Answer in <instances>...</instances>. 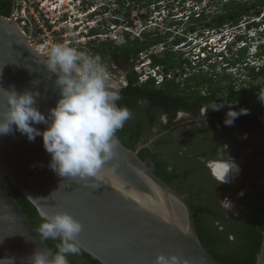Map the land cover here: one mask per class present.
<instances>
[{"label":"clouds","instance_id":"1","mask_svg":"<svg viewBox=\"0 0 264 264\" xmlns=\"http://www.w3.org/2000/svg\"><path fill=\"white\" fill-rule=\"evenodd\" d=\"M252 1L223 0V3H246V7H250ZM120 2L126 3L125 0H107L103 9L109 10L113 16L105 19L108 24L103 26L105 28L102 32V27L92 30L91 34L97 36L85 43V52L62 43L50 47L45 63L57 76L55 83L60 89V99L56 106L50 109L48 117L35 107L39 93H18L15 86H11L10 90L0 87V94L7 102L6 110L0 112V135L12 133L15 126V130L26 135L29 141L42 136L43 146L51 155L49 167L60 177L89 181L101 175L105 165L116 154L115 150L119 144L117 131L122 129L132 116L126 106H118L117 101L121 96L116 90L128 85V74L131 71L137 73L138 83H144L151 78H155L157 83L169 79L165 71L166 66L154 64L152 57L164 55L168 42L171 43V48L185 59L183 66L176 68V74L180 76L177 82L181 83L186 82L188 78L193 80L195 74H202L211 86L213 82L210 81L218 82L225 75H232L236 86L237 78L243 72L249 70V75H253L252 68L258 71L264 65V6L257 5L254 7L257 9L255 12L245 13L246 10L239 18L229 16V20L224 22L223 15L229 12L225 5L223 12L219 10L216 15L208 14L216 12L218 7L214 4L218 5L221 1L143 0V8L147 11L144 20L148 21L143 24L141 22V28L136 30L135 25L125 19L124 8L113 5ZM153 13L155 21L152 20ZM217 17H222L218 23L215 22ZM229 22L238 27L234 34L225 29ZM111 23L116 25V29L110 27ZM210 23L213 25H209ZM125 26L129 29H125ZM117 29H122L123 35L118 32V38H102V34L115 33ZM157 31L164 36L169 35L168 41L155 44L149 51L141 52L132 69L120 67L108 54L101 55L93 48L103 42L125 45L128 40L143 37L145 32L155 35ZM178 37L184 39L174 43L172 40ZM120 40L123 43H117ZM122 71H128L126 77L121 80L122 84L116 88L110 86L109 80L116 81L113 79L116 77L115 72L118 75ZM144 75L148 77L142 80ZM159 77H163L162 80L159 81ZM223 82H228L224 85L226 90L229 81ZM212 87H215L214 83ZM258 99L264 104V88L258 91ZM219 107L221 106L213 109L218 110ZM246 114V109H229L224 124L232 126L240 115ZM35 124H45L47 127L41 131L33 126ZM238 171V165L228 159L222 162L215 177L219 182L226 183L230 173ZM220 202L224 207L231 208L229 200ZM41 215L44 222L37 230L41 239L59 240L60 243L54 253L50 250L36 251L30 257V264H69L68 255L80 252L76 238L83 230L82 223L66 211ZM0 264H15V258H0ZM155 264H188V261L182 254H160L156 257Z\"/></svg>","mask_w":264,"mask_h":264},{"label":"water","instance_id":"2","mask_svg":"<svg viewBox=\"0 0 264 264\" xmlns=\"http://www.w3.org/2000/svg\"><path fill=\"white\" fill-rule=\"evenodd\" d=\"M45 61L15 20L0 14V87L39 93L35 107L48 117L60 99V89ZM6 107V98L0 94V112ZM33 126L41 131L47 127ZM116 137V154L101 175L83 181L60 177L49 167L51 155L42 136L29 141L15 126L12 133L0 135V258L30 264L36 251L55 252L41 239L16 189L40 215L66 211L79 220L83 230L76 242L103 264H155L160 254H182L188 264H223L202 243L186 195L139 156L153 139L130 148ZM222 162L210 163L214 176L215 165ZM235 164L239 171L234 179L229 176L228 183L237 184L242 177L241 166ZM255 264H264V233Z\"/></svg>","mask_w":264,"mask_h":264},{"label":"trees","instance_id":"3","mask_svg":"<svg viewBox=\"0 0 264 264\" xmlns=\"http://www.w3.org/2000/svg\"><path fill=\"white\" fill-rule=\"evenodd\" d=\"M264 0H257L260 5ZM246 3H230L229 12L223 15L222 21L229 16L239 18L243 14ZM14 9V0H0V14L9 17ZM221 21V22H222ZM209 25H213L210 23ZM143 33V37L128 40L125 45H114L103 42L93 47L101 55L108 54L120 67L132 69L139 55L149 51L152 46L168 41L159 31ZM184 38H176L174 43ZM168 42L164 55H153L154 64L166 66L169 73L173 68L182 67L185 63L177 51ZM173 44V43H172ZM245 54V50L244 53ZM253 75L264 78V65L258 71L252 68ZM197 82L190 91L181 86V82L170 78L157 83L151 78L138 83V75L131 71L128 74V85L121 90L118 106H126L132 113L124 127L116 135L130 148H136L141 141L152 143L143 147L139 156L159 176L182 192H188V200L195 214V222L199 237L204 246L223 264H255L260 251L264 233V104L258 99V91L264 83L251 84L249 89L235 92V80L232 75H225L214 83L213 89L203 93L200 86L206 79L193 76ZM228 80V94L222 81ZM211 82V81H210ZM213 85V83H212ZM211 85V86H212ZM226 96L225 98H221ZM217 103V104H216ZM207 106L209 124L204 125V132L196 133L197 126L179 130L178 134L166 133L158 137L153 127L160 122L161 114H167L173 123L180 111L198 116L201 109ZM221 106L218 110L213 107ZM229 109L239 111L246 109V115H240L230 127L224 120ZM223 125L218 131L216 121ZM212 128V129H211ZM232 141L237 150L252 146V150L242 161L244 179L240 187L241 207L238 213L229 212L220 202V195L227 190V185L219 182L210 172L209 167L195 160L202 154L209 159L225 160L226 142ZM193 155H192V154ZM239 153V152H238ZM15 193L29 218L39 229L43 217L37 208L20 191ZM46 242L56 252L59 240L48 239ZM69 264H103L98 259L80 248L78 254L68 255Z\"/></svg>","mask_w":264,"mask_h":264},{"label":"built area","instance_id":"4","mask_svg":"<svg viewBox=\"0 0 264 264\" xmlns=\"http://www.w3.org/2000/svg\"><path fill=\"white\" fill-rule=\"evenodd\" d=\"M106 3L107 0H14L11 17L32 46L45 57L56 43L85 52V43L97 36L91 34L92 30L106 26L105 21L113 16L103 9ZM110 27L116 25L111 23ZM125 29L129 27L125 26ZM109 36L119 37L114 32L102 34L105 39ZM147 77L144 75L142 80ZM162 78L159 77V81Z\"/></svg>","mask_w":264,"mask_h":264},{"label":"rangeland","instance_id":"5","mask_svg":"<svg viewBox=\"0 0 264 264\" xmlns=\"http://www.w3.org/2000/svg\"><path fill=\"white\" fill-rule=\"evenodd\" d=\"M205 1H207V0H205ZM213 1H217V0H213ZM125 2H126L125 4L124 3H120V4L114 3L113 5L114 6H117V7L120 6V7L124 8V11L126 12L125 13V19L128 22L133 23L135 25L136 30H139V28H141V22L143 24L146 21H148V20H144V16H145V14H146L147 11H146V8H143V5H144L143 0H125ZM214 6H218V5L214 4ZM262 6H263V4H262ZM245 8L246 9L243 10V12H245L247 10V12H245V13H248L249 11H251V12L254 11L255 12L257 10V9H255L256 7L254 8V6H250V7L249 6L248 7L245 6ZM217 13H219V8H218V10L216 12H214V13H208V14L216 15ZM252 14L255 15L256 13H252ZM154 16H155V14L153 13L152 14V20L153 21L156 20V19H153ZM221 18L222 17H217L215 19V22L218 23L221 20ZM158 19L160 20V16H159ZM152 25H154V24H152ZM105 27H102L100 29V31L102 32ZM180 28L183 29V27H180ZM225 29L228 32H230L231 34H234L235 30L238 31V27L232 25L231 22H229L227 24V26L225 27ZM116 31L117 32H115V33H118L119 32V33H121L123 35L122 29H117ZM117 43H123V41L120 40ZM112 44L117 45L114 42H112ZM248 71L249 70H246L245 72L242 73V75H240L237 78L236 86L233 89V91H235V92H241V91H243L245 89H249L250 86H251V84L253 82H254V85H259L261 83H264V78L263 77H257V76H254V75H249L250 72H248ZM127 72L128 71H122L121 73H118V75L115 72L116 77L113 78V79H115L116 81L110 82V80H109V85L110 86H114L115 88L118 87V85L122 84L121 80L124 79V77H126V73ZM237 75H239V73ZM204 78H206V77H204ZM199 79L200 80L203 79V75L202 74H199ZM195 82H197V80H195ZM211 82L217 83V81H211ZM222 83H223V85H226L228 82L225 83V82L222 81ZM200 89H201L202 92L206 91L207 89H210L209 84H208V81H206L205 84H203L202 86H200ZM228 89L229 88L226 87V90L225 91H227V94L229 93L228 92ZM225 97L226 96H222L221 98H225ZM183 115L184 114L180 115L179 121H184V123H182L183 126H186V127L187 126H191L192 123L185 121L184 119L186 118V116H183ZM242 182H243L242 178L241 179H238L237 184L235 185V189H234L233 192H231L228 195L227 192L225 191L226 193H223V194L220 195V201H223V200L227 199V200H229L231 202V208H226L225 207L226 209H228L229 212L238 213L239 210H240V207H241V200H240L241 190H240V187L242 185Z\"/></svg>","mask_w":264,"mask_h":264},{"label":"flooded vegetation","instance_id":"6","mask_svg":"<svg viewBox=\"0 0 264 264\" xmlns=\"http://www.w3.org/2000/svg\"><path fill=\"white\" fill-rule=\"evenodd\" d=\"M175 1H178V0H175ZM221 1V2H220ZM216 2H220L218 4V8L219 10H221V12H223V6L225 5V3H223V0H217ZM256 2L257 0H253L252 2H250L251 6H254L256 7ZM121 3V2H120ZM234 3H237V2H234ZM263 6H264V2L262 3ZM262 4H260L262 6ZM230 5L229 4H226L225 5V8H228V6ZM246 8L244 7L243 10H245ZM230 18H233V16H230ZM180 72H182V69H180ZM170 77V78H173V79H176V81H179L180 80V76H178L176 74V68L174 67L173 70L171 71V73H168L167 74V78ZM169 78V79H170ZM168 80V79H167ZM187 82V81H186ZM186 82H183L181 84L182 87H185L187 91H190V89H192L193 86H190V84L193 85V83H195V79L191 80L190 81V84L189 83H186ZM206 82H204L203 84H205ZM202 84V85H203ZM210 89H213L212 86H209ZM210 89H207V90H210ZM122 90V88H121ZM121 90L119 91V95L121 94ZM205 92V91H204ZM217 104V103H216ZM181 112V111H180ZM179 112V114H180ZM184 115L183 116H186V118L184 119L185 121L187 122H190L192 123L191 126H185L186 128H190L193 126V124L195 126H197V131L196 133H199L200 131L204 132V125L205 123L210 125L209 124V118L208 116L206 115L207 114V106H204L202 109H201V112L198 116H194L192 115L191 113L189 112H185L184 111ZM178 114L177 118L175 119V121L173 123H170L169 120H168V115L167 114H161V120L159 123H157L156 125H154L153 127V131L154 132H159L160 129L163 127L164 130L161 131L160 133H157L158 135L157 136H154L155 138L160 136V135H163V134H166V133H174V134H178L179 130H183V128L181 126H183L182 123H184V121H179V117L180 115ZM205 122V123H203ZM216 127H217V130L220 132L223 130V125L222 123L220 124L219 120L216 121ZM226 126V125H225ZM227 127V126H226ZM230 127V126H228ZM212 129V128H211ZM234 143L232 141H228L226 142V144L224 145V148L226 149V152H225V160H220V159H209L207 158L206 156H203L202 154H198L195 156V160L201 162L202 164H204L205 166L209 167V170L211 172V174L213 175V172H212V169H211V165L210 163L213 162V161H226L228 159L232 160V161H235L237 162L240 166H241V169H242V180L244 179V174H243V165H242V161L244 160V158L246 157V155L252 150V146H245L243 147V149L240 151V150H237L236 152V149H235V145H233ZM239 152V153H238ZM192 154V153H191ZM193 155V154H192ZM215 163V162H214ZM216 166V165H215ZM234 173V172H233ZM235 174V173H234ZM214 176V175H213ZM215 177V176H214ZM236 177V175H235ZM216 178V177H215ZM240 178V179H241ZM217 179V178H216ZM234 179V177H233ZM218 180V179H217ZM225 185H227V190L229 189L230 191L227 192V194L229 195L231 192L234 191L235 189V186L231 183H224ZM182 192V191H181ZM186 195V197L188 198V192H182ZM226 193V192H225ZM235 213V212H234Z\"/></svg>","mask_w":264,"mask_h":264},{"label":"bare ground","instance_id":"7","mask_svg":"<svg viewBox=\"0 0 264 264\" xmlns=\"http://www.w3.org/2000/svg\"><path fill=\"white\" fill-rule=\"evenodd\" d=\"M111 89H113V90H116L115 88H113V87H110ZM220 168H221V166H215V170H217L218 169V172H219V170H220ZM230 177H234L235 178V174L234 173H230V175H229Z\"/></svg>","mask_w":264,"mask_h":264}]
</instances>
